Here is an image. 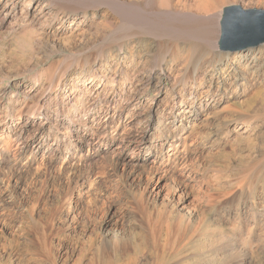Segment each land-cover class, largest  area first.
Segmentation results:
<instances>
[{"label": "rangeland", "instance_id": "obj_1", "mask_svg": "<svg viewBox=\"0 0 264 264\" xmlns=\"http://www.w3.org/2000/svg\"><path fill=\"white\" fill-rule=\"evenodd\" d=\"M201 1L203 2V0H197L200 3ZM245 1L246 3L259 2L258 6L264 10V0ZM180 10L182 8L177 9V11ZM23 17L19 12L16 18L2 24L0 13V99L5 102L2 108L6 113L12 114L17 112L14 108L33 104L35 97L20 103H12L7 101L9 95L3 94L4 89L11 88L17 81L40 70L43 66L56 63L62 59V53L78 51L83 46L97 41L99 38L97 26L103 21L102 17H90L85 23L79 24L77 21L65 26L62 30V28L57 29L61 25L60 21L47 27L37 24L33 27L28 25ZM239 52L242 51L236 53ZM176 62L178 64H174L176 68L173 67L172 70L174 77L178 75V70L183 65L181 59ZM117 70L115 67L108 68L104 73L108 74V77H116L117 80L114 82L116 92L121 95L120 92L123 90L121 97L125 98L127 85L125 84L124 88L122 85L124 68L119 67ZM128 70L133 72L131 66ZM221 77L224 78L226 86L232 84V73L224 71ZM200 82L203 87L212 85L213 89L223 88V82L222 84L214 82L207 76ZM69 83L72 84L73 80L70 79ZM109 83L111 82L106 83L108 85L106 90L102 89V96L99 99V102H103L100 109L104 112L100 114L94 112L90 119L85 116H83L85 119H81L77 116L82 126L76 130L70 141L66 142L65 135H57L53 127L47 132H42L43 138L48 136L49 141L59 138L61 148L55 145V153L59 156L67 155L66 161L63 162L60 157H55V160L50 162L54 152L42 158L38 151L40 142L36 138L29 139V134L39 131L37 126L44 120L43 116L27 124L22 137L17 139L18 147L13 153H19L15 156L12 151L8 155L6 153V163H3V166L16 171L19 176L10 179L8 178L10 173L7 177L4 174L0 175V264H53V257L56 264H222L223 262L224 264H264V223L258 224L253 219L254 211L249 205L251 202L244 201L240 194H236L239 192L238 179L244 174V168H251L257 164L261 165V168L264 167V119L255 117L249 125L247 123L244 126L234 125L237 121H243L240 111L247 110L250 113L264 111V82L258 85V88L256 86L248 90L235 102L230 99L223 103L218 111L209 113L197 120L195 125L188 127L187 134L193 133L195 140L189 148L191 141L189 136L186 153L198 150L202 152L201 166L207 168L206 175L209 177V184H206L203 191L211 189L217 200L212 206L201 204L195 209L194 217H198L197 215H200V212L202 214V211L206 214V218L199 227L201 233L199 239L188 240L190 242L187 241L180 250L170 255L164 254V257L155 255L152 245L153 237L152 234L150 235L151 230L147 228L148 226L140 227L142 217L137 208L139 199L145 197L148 206L150 203L149 207L155 218L166 208L172 207V210H176V206L181 202L187 203L186 215L189 216L193 209L191 201L200 197L201 193L196 186H193L195 182H189V184L182 181L179 171L175 170V172H168L167 179L163 182L164 187L168 184L169 188H165L158 196H151V193L145 192L144 188L149 179L155 177L157 171L156 168L152 169L150 162L144 158L143 154L130 153L132 157L126 159L125 155L113 152L114 144L106 149L97 146L87 151L88 140H81L85 120L91 124L90 134L94 132L98 139L109 128L107 126L106 129L104 126L105 114L109 107L111 110L114 108L110 102L108 103L109 99L103 101L111 90ZM173 83L174 78L166 81L160 90L151 87L145 91L139 97L142 102L139 109L149 107L153 100L169 101L171 105L173 103V106L178 101L188 105L186 101L190 98L187 96L182 98L178 94V92L181 95L184 94V89L173 88ZM70 88L67 93L72 92ZM61 97L64 99L56 102ZM60 98L56 99L54 96L50 107L54 111L58 108L59 119L67 120L66 115L61 116L60 111L65 112L66 109L74 111L80 105L78 102L71 104L69 97L63 94H60ZM243 100H246L244 104H242ZM91 102H93L92 99ZM233 102L236 108L234 106L232 111L226 106L234 105ZM122 103L123 101H120L119 105ZM86 107L91 106L89 104L85 106V109ZM45 108L46 111L50 110L48 107ZM92 110L96 111V108L92 107ZM167 116H169V110L164 111L163 123H160L158 128L164 129L170 122L171 119ZM11 122L13 132L18 134L21 128L19 122ZM224 122H230L229 133H226ZM111 125L114 127L113 124ZM146 125V123L140 125L138 131L145 129ZM8 130L10 131L9 127L0 128V134H7ZM138 131L133 130L125 137L130 138ZM160 131L158 129V135ZM117 140L120 142V137H117ZM28 141H31V144L28 145L26 143ZM80 156L82 158L79 160ZM34 158L37 160L32 162ZM19 161L21 164L24 163L23 168L17 167ZM263 177L264 175L259 186L264 182ZM83 180H85L84 183ZM254 202L258 200L255 199ZM260 204L257 203L258 208ZM130 206L137 210L136 215L134 217L129 215L117 221L115 218L117 211L120 208H132ZM220 229L249 250L245 260L231 261L212 250L216 237L214 231L217 232ZM163 240L166 241L165 234Z\"/></svg>", "mask_w": 264, "mask_h": 264}, {"label": "bare ground", "instance_id": "obj_2", "mask_svg": "<svg viewBox=\"0 0 264 264\" xmlns=\"http://www.w3.org/2000/svg\"><path fill=\"white\" fill-rule=\"evenodd\" d=\"M258 4L260 3H246L245 0H226L225 2L223 0H203L201 3L197 0H0L2 24L16 18L19 12L30 26L34 27L37 24L47 27L60 21L61 25L57 29L62 28V30L65 26L77 21L79 24L85 23L90 17L103 18L102 24L97 26V34H99L97 41L83 46L78 51L62 53V59L56 63L43 66L40 70L17 81L11 88L4 89L3 94L8 93L7 101L9 102L20 103L32 97H35V102L27 104L23 108H14L17 112L12 114L6 113L2 108L5 102L0 99V128H10L7 134H0V175L4 174L7 177L10 173L8 178L17 177V172L5 168L3 163H6L8 153L16 152L17 139L22 137L27 124H31L34 119H39L42 116L44 120L37 126L39 131L29 134V139L36 138L40 142L38 151L42 158L54 152L50 162L55 160V157H60L63 162L66 161L67 155L59 156L55 153L56 146L61 148L59 138L49 141L48 136L43 138L42 132H47L53 127L57 131V135H65L66 142L70 141L69 139L73 137L76 130L82 126L77 116H80L81 119H90L94 112L96 114L104 112L103 109H100L103 102H99V99L102 96V89L108 88L106 83L111 82L109 83L111 90L108 92L107 98L103 100L109 99L108 103L110 102L114 108L111 110L109 107L108 113L106 111L105 114L104 126L106 129L109 126L108 131L98 139L94 132L90 134L91 124L85 120L83 123L85 129L81 140H88L87 151L97 146L106 149L114 144L113 152L125 155L126 159L132 157L130 153L143 154L144 158L150 162L152 169L156 168L157 171L155 177L149 179L144 188L145 192L151 193V196L160 195L168 187V184L164 187L163 182L167 179V173L170 171H179V177L184 182H195L193 186L198 188L201 195L191 201L193 213L191 210L189 216L186 215L188 206L184 202L178 204L176 210H172V207L171 209L166 208L156 218L145 197L139 199L137 208L140 217H142L140 227L148 226L147 228L151 230L149 233L152 234V245L157 257L175 253L188 240H196L201 234L199 227L203 219L206 218V214L202 211V214L200 212V215L195 218V209L201 204L212 206L217 199L211 189L203 191L206 184H209V177L206 175L207 168L201 166L202 152L198 150L186 153L188 141L191 140L189 145L191 148L195 140L193 133L187 134L188 127H192L197 120L209 113L218 111L223 103L230 99L235 102L236 99L243 97L248 90L256 86L258 88L264 82V43L255 49L250 48L239 53L224 51L219 46L225 9L237 5L244 10H263ZM9 5L11 7L8 8ZM21 5L22 7H20ZM180 8L182 10L177 11ZM62 52L64 51L62 50ZM178 59H181L183 65L178 70V75L174 77L172 70L174 64H178L176 62ZM130 66L133 69L132 73L128 70ZM114 67L115 70L119 67L124 68L122 85L123 88L125 84L127 85L125 98L121 97L123 90L120 92L121 95L116 92L114 83L117 80L116 77H108V74L104 73L108 68ZM251 70L252 74L250 75ZM224 71L233 75L232 84H227V86L224 78L221 77ZM206 76L214 82H223V84L221 83L223 88L213 89L212 85L203 87L200 81ZM172 78H174L172 87L177 90L181 87L185 91L182 95L178 92L179 96L190 98L186 101L188 105L182 101V103L179 101L174 103L173 106V103L171 105L169 101L153 100L152 106L139 109L142 103L139 97L145 91L151 87L160 90L163 88L162 85ZM70 79L73 80L72 84L69 83ZM69 88L72 90L71 93H67ZM38 89L40 90L37 92ZM90 91L92 92L90 93ZM35 92L37 93L35 94ZM60 94L68 96L71 104L78 102L80 105L74 111L72 109H66L65 112L60 111L61 116L66 115L67 120L59 119L58 108L54 111L50 107L53 97L58 99ZM63 99L64 97H61L56 102ZM120 101H123L122 105H119ZM245 101H241L242 104ZM234 102V105L226 107L233 111ZM89 104L91 107L85 109V106ZM171 106L173 107L171 108ZM45 107L50 110L46 111ZM92 107L96 108V111H91ZM165 110H169L167 117L171 120L164 129H160L158 127L160 123H163ZM239 113L243 121H237L234 125H249L255 117L264 119V111L250 113L246 110ZM11 121L19 122L21 128L18 134L13 132L12 126H10ZM144 123L147 124L145 129L142 128L139 132L140 125ZM229 123L224 122L226 133L230 132ZM110 124H113L114 127ZM158 129L161 130L159 135L157 134ZM133 130L138 133L128 137L130 139L128 141L125 135L127 136L129 132L132 133ZM117 137H120V142ZM188 138L190 139L188 140ZM26 143L29 145L31 141ZM18 149L20 150V148ZM46 151L49 152L46 153ZM18 153L13 154L15 156ZM81 158L82 156L79 157V160ZM36 160L37 158H34L32 162ZM18 164L17 167H24V163L21 164L19 161ZM71 167L73 166L71 165ZM244 171V174L238 176L239 192L236 194H240L244 201L251 202L249 205L254 211L253 219L258 224H263L264 182L261 186L258 184L261 183L264 175V167L261 168V165L257 164L251 168H244ZM84 181L82 182L84 183ZM182 191L184 190L182 189ZM255 199L261 203L259 208L257 207L258 202H254ZM133 208H120L117 215L115 214L116 220L121 221L129 215L134 217L137 210L135 211ZM214 233L216 235L212 244L214 252L217 251V254L225 256L231 261L245 260L249 253L246 247L242 246L234 237L224 234L221 229ZM53 264H56L54 257Z\"/></svg>", "mask_w": 264, "mask_h": 264}, {"label": "water", "instance_id": "obj_3", "mask_svg": "<svg viewBox=\"0 0 264 264\" xmlns=\"http://www.w3.org/2000/svg\"><path fill=\"white\" fill-rule=\"evenodd\" d=\"M264 43V10H244L232 5L225 9L219 46L238 52L257 48Z\"/></svg>", "mask_w": 264, "mask_h": 264}]
</instances>
